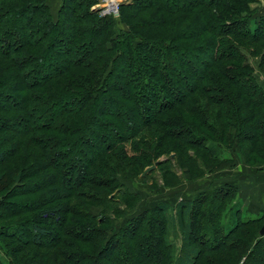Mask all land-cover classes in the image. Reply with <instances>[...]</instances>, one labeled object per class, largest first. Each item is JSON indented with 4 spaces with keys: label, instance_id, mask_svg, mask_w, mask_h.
I'll use <instances>...</instances> for the list:
<instances>
[{
    "label": "trees",
    "instance_id": "1",
    "mask_svg": "<svg viewBox=\"0 0 264 264\" xmlns=\"http://www.w3.org/2000/svg\"><path fill=\"white\" fill-rule=\"evenodd\" d=\"M49 1L0 0V167L15 162L0 175V264H264V211L227 210L230 184L108 235L138 200L126 184L162 156L190 180L237 155L264 166L250 163L264 159L256 0H126L119 29L96 0Z\"/></svg>",
    "mask_w": 264,
    "mask_h": 264
},
{
    "label": "rangeland",
    "instance_id": "2",
    "mask_svg": "<svg viewBox=\"0 0 264 264\" xmlns=\"http://www.w3.org/2000/svg\"><path fill=\"white\" fill-rule=\"evenodd\" d=\"M116 1H117L116 2L117 3L116 13L111 12L115 9V1H113V0L112 1L106 0L104 2L107 5V8H105L103 10L104 14L102 13V11L100 12L98 10V8H99L98 5L100 2H96V5H94L92 7V10H95V11L97 10V12L100 14L102 13L101 15H103V16L112 17L115 20V23H116V26L118 29L119 28H125V26L119 20L118 7L121 3L125 2L126 0H116ZM59 4H60V0H50L49 1V5H50V8L52 10V13L56 12V10L59 7ZM250 8L252 10L254 18H255V16L263 15L264 14V0H256L254 2V4L250 5ZM192 80L193 79H188V81L190 83L193 82ZM174 156L170 155V156L160 157L156 162H154L152 165H150V166L155 165L154 170L146 173V175L141 177V175L145 172L146 168L150 167V166H147L145 168V170L140 174V176L135 181H132L130 183L128 182L126 184V187H124V190H126L128 193H131V194L132 193L137 194V196H139L138 200L132 201L131 203H128L127 210H125L126 213L123 216L118 217V219H116L115 221H113V224L108 228L109 229L108 235H110L112 233H116L117 231H119V229L121 228V226H123V224H125L131 218H133V216L138 215L139 213H141L144 210L154 208V207L161 205V204H167L170 207H174L175 204L179 201H185V200L189 201L190 199L197 198L198 196L203 195V194H209L210 195L213 190H215L218 187H220L221 185H223V183L226 181L225 178L228 176V174L232 170V169L231 170L224 169V168H222L223 166L221 167V165H218V163H213L210 166V168H213L211 173H208L207 172L208 169H207L202 178L190 180L184 174L185 173L184 169H180L177 166L175 159H174ZM200 156H201V154H200ZM237 158L240 159V156L237 155L236 159ZM204 162H205V166L207 168H209L208 164H211V163L207 159H204ZM14 163L15 162H13L12 164H14ZM250 163L253 165H259L261 163H264V159H262L260 157L259 158H252L250 160ZM12 164H7V165L1 166L0 167V175L4 174V172H5L4 170L10 168L12 166ZM167 170H169L172 173V175L175 174V176L179 178V181H181V184L177 187H174V189H171V187L175 183V181H172L171 177H167V178H165V180H163V178H162V174ZM139 180H142V181H139ZM165 182H166V184H165ZM169 186H171V187H169ZM4 193H5V190L2 191V194H4ZM112 197L116 201L118 199L119 200L122 199L118 193L113 194ZM236 201H240L242 204L239 193H237V195L234 198H232V200L226 204L227 210L230 207H232V205L234 206ZM121 207H122V209H124V206H121ZM90 211L94 215H99L97 208H91ZM223 214L224 215H223L222 221L224 223L225 222L227 223V221L229 219V213H228V211H226V212L224 211ZM242 215H243V218H246L245 217L246 215L254 217V215H251L250 213H248V211L245 210L244 207L242 208ZM31 218H32L31 215L19 216L17 218L12 219L11 221H8V223H16V222H19L21 220H28ZM28 234H29V236H31V235H33V232L29 230ZM49 239H51V237L48 238V240ZM48 240H42L43 244L47 245ZM179 243H180V240H177L176 245L178 246ZM13 248H15V250H17L16 256H18L19 259H20V257L21 258L27 257L28 255L34 254L35 252H37V253L41 252V251H38L36 248H34V249L31 248L30 246L23 247L21 244L20 245L19 244H13Z\"/></svg>",
    "mask_w": 264,
    "mask_h": 264
},
{
    "label": "crops",
    "instance_id": "3",
    "mask_svg": "<svg viewBox=\"0 0 264 264\" xmlns=\"http://www.w3.org/2000/svg\"><path fill=\"white\" fill-rule=\"evenodd\" d=\"M235 165L223 185L236 187L244 209L251 215L258 216L264 211V166L255 169L244 165L241 158L236 159Z\"/></svg>",
    "mask_w": 264,
    "mask_h": 264
},
{
    "label": "water",
    "instance_id": "4",
    "mask_svg": "<svg viewBox=\"0 0 264 264\" xmlns=\"http://www.w3.org/2000/svg\"><path fill=\"white\" fill-rule=\"evenodd\" d=\"M154 169H155V165L146 168L145 172L141 175V177H143L144 175H146V173L151 172ZM259 235L264 236V225L261 227V230L259 231Z\"/></svg>",
    "mask_w": 264,
    "mask_h": 264
},
{
    "label": "built area",
    "instance_id": "5",
    "mask_svg": "<svg viewBox=\"0 0 264 264\" xmlns=\"http://www.w3.org/2000/svg\"><path fill=\"white\" fill-rule=\"evenodd\" d=\"M106 0H96V2H100L99 3V8H98V10H100V9H102L103 7H104V5H103V3L105 2ZM117 1L115 0V9L113 10V11H111L112 13H116V6H117V3H116ZM115 11V12H114ZM100 12H101V10H100ZM102 13L104 14V12L102 11ZM101 13V14H102Z\"/></svg>",
    "mask_w": 264,
    "mask_h": 264
},
{
    "label": "bare ground",
    "instance_id": "6",
    "mask_svg": "<svg viewBox=\"0 0 264 264\" xmlns=\"http://www.w3.org/2000/svg\"><path fill=\"white\" fill-rule=\"evenodd\" d=\"M109 1H112V0H109ZM113 1H115V0H113ZM114 3V2H113ZM103 5H104V7L102 8V9H100L101 11H103L105 8H107V5H106V3H103ZM99 10V11H100Z\"/></svg>",
    "mask_w": 264,
    "mask_h": 264
}]
</instances>
